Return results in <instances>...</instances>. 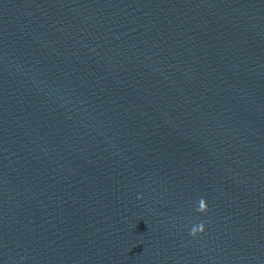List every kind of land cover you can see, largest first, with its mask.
Wrapping results in <instances>:
<instances>
[{"label": "water", "instance_id": "obj_1", "mask_svg": "<svg viewBox=\"0 0 264 264\" xmlns=\"http://www.w3.org/2000/svg\"><path fill=\"white\" fill-rule=\"evenodd\" d=\"M0 264H264V0H0Z\"/></svg>", "mask_w": 264, "mask_h": 264}, {"label": "clouds", "instance_id": "obj_2", "mask_svg": "<svg viewBox=\"0 0 264 264\" xmlns=\"http://www.w3.org/2000/svg\"><path fill=\"white\" fill-rule=\"evenodd\" d=\"M209 209L206 205V201L203 197H201L198 202L197 205L195 207V212L201 215H204L206 213H208ZM205 231V224L203 222H199V223H194L190 229H189V235L193 238L197 237L198 235L203 234Z\"/></svg>", "mask_w": 264, "mask_h": 264}]
</instances>
